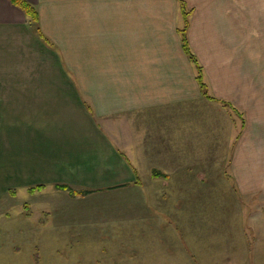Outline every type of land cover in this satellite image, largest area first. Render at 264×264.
Segmentation results:
<instances>
[{"label": "crops", "instance_id": "obj_1", "mask_svg": "<svg viewBox=\"0 0 264 264\" xmlns=\"http://www.w3.org/2000/svg\"><path fill=\"white\" fill-rule=\"evenodd\" d=\"M28 1L50 44L0 0V164L11 185L133 193L109 220L128 224L119 236H140L147 200L183 194L188 165H204L205 112L215 109L243 115L233 179L264 195V0H185L190 47L214 99L183 49L179 0ZM70 209L63 219L84 225L94 212Z\"/></svg>", "mask_w": 264, "mask_h": 264}, {"label": "rangeland", "instance_id": "obj_2", "mask_svg": "<svg viewBox=\"0 0 264 264\" xmlns=\"http://www.w3.org/2000/svg\"><path fill=\"white\" fill-rule=\"evenodd\" d=\"M223 114L205 112L211 133L204 137V165H188L183 194L147 200L153 216L140 236H119L128 224L109 220L118 204L134 202L133 193L71 197L55 187L32 193L36 183L11 185L0 164V264H264V195L241 190L233 179L230 144L243 134V115ZM80 205L94 210L86 225L63 219Z\"/></svg>", "mask_w": 264, "mask_h": 264}, {"label": "trees", "instance_id": "obj_3", "mask_svg": "<svg viewBox=\"0 0 264 264\" xmlns=\"http://www.w3.org/2000/svg\"><path fill=\"white\" fill-rule=\"evenodd\" d=\"M11 1L16 7L20 8L26 14V16L29 18L30 24L32 25L33 29L38 33L40 38L44 39L46 43L50 44V41L47 39L46 36H44V34L42 33L39 27V15H38V11L36 7L33 4H31L28 0H11ZM179 1L181 5L182 14L184 16V21H185L184 27L180 30L183 49L185 53L188 55L189 59L196 66L197 80H198L200 89L202 91V94L209 99H213V97L209 95L207 84L204 81L203 68L200 65L196 55L193 53L190 47L188 29H189V16L191 14V10L188 8V5L185 0H179ZM154 175L159 176L160 174L156 172L154 173ZM43 188H44L43 185L36 186V187L31 188V192L33 193L37 190L38 191L43 190ZM56 188L60 190H68L73 197L87 196L88 194H91L92 192H94L93 190H90V189L76 190L72 188L71 186L65 185V184H58L56 185Z\"/></svg>", "mask_w": 264, "mask_h": 264}]
</instances>
